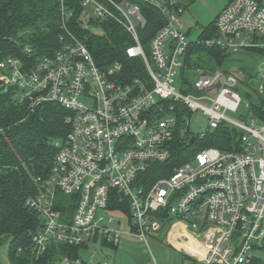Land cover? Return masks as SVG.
<instances>
[{"label": "built area", "instance_id": "built-area-1", "mask_svg": "<svg viewBox=\"0 0 264 264\" xmlns=\"http://www.w3.org/2000/svg\"><path fill=\"white\" fill-rule=\"evenodd\" d=\"M80 1L84 26L92 17L111 18L131 35L134 43L127 54L142 57L152 86L140 78L121 79V62L98 66L68 29L73 10L64 0L59 4L63 43L52 55L0 61V87L12 89L30 112L48 102L69 112L70 131L55 142L50 173L36 178L38 191L27 199L42 219L31 252L42 256L52 243L120 248L128 234L152 253L153 242H161L158 235L170 225L169 235L184 243L183 251L192 254L195 264H254L256 253H264V104L256 114L246 102L248 111L240 120L226 115L239 112L244 102L237 90L241 70L198 69L190 92L183 79L176 84L192 44L179 23L184 11L179 0H140L166 19L151 40L150 55L139 38L146 19L138 0ZM215 25L219 35L198 45L230 52L264 48V0L230 1ZM260 73L264 79V68ZM178 104L186 108L184 115ZM198 110L208 116L209 131L222 123L238 128L239 148L204 147L149 184L146 172L171 158L176 135L189 143L207 134L192 135L188 127L187 114ZM116 194L130 210L126 230L115 215L125 212L109 209ZM49 264L111 263L96 252L85 260L60 251Z\"/></svg>", "mask_w": 264, "mask_h": 264}, {"label": "trees", "instance_id": "trees-1", "mask_svg": "<svg viewBox=\"0 0 264 264\" xmlns=\"http://www.w3.org/2000/svg\"><path fill=\"white\" fill-rule=\"evenodd\" d=\"M64 1L68 9L73 10L72 16L67 19L68 29L86 44L98 66L121 62V79L130 82L140 78L148 87L152 86L142 57L128 56L126 49L134 40L120 24L111 18L92 17L86 27L81 19L84 10L81 1ZM138 2L146 19L145 26L139 30V38L146 54L150 55L151 40L165 25L166 19L155 6L140 0ZM179 2L185 9L182 1ZM59 4L60 0H0V61L7 56L34 60L39 56L52 55L63 43L60 39L64 31L60 27ZM215 21L216 18L201 37L219 35ZM90 26L96 27V31ZM192 46H189L185 59L190 68L204 69L205 72L216 69L233 71L229 66L230 51L198 44L196 49ZM193 50L198 55L196 60H191L190 52ZM183 81L190 90L192 81L185 76ZM237 90L242 96H248L238 87ZM263 104L264 100L260 104L251 102L250 110L259 114ZM177 107L184 115L186 108L179 104ZM68 114L65 108L54 102L43 103L30 112L26 104L18 102L12 89L0 87V246L6 238L9 239L8 258L11 264H49L60 251L72 257L81 254L80 246L56 243L50 244L42 256L31 252L33 236L40 229L42 219L28 206L27 199L38 191L36 178L46 177L50 173L57 151L55 142L70 131L66 120ZM240 136L238 128L226 123L207 132L204 138L189 143L176 135L171 145V158L152 164L145 178L150 184L159 177L170 175L204 147L214 146L224 151L238 149ZM114 199L116 201L109 209L120 208L130 216L126 202L120 201L117 194ZM253 263L261 264L259 258L254 259Z\"/></svg>", "mask_w": 264, "mask_h": 264}, {"label": "rangeland", "instance_id": "rangeland-1", "mask_svg": "<svg viewBox=\"0 0 264 264\" xmlns=\"http://www.w3.org/2000/svg\"><path fill=\"white\" fill-rule=\"evenodd\" d=\"M186 6L183 13L179 16V23L182 29L187 34L188 39L192 42V48L196 49L195 44L198 40L204 39L201 37L206 28L215 20L217 14L225 7L228 0H180ZM205 54V53H204ZM203 54V55H204ZM202 55V56H203ZM191 60L197 59V52L195 50L190 52ZM229 63L233 71L241 70L239 75L240 83L238 88L243 92H247L248 96L244 97V102L239 112L226 111V115L233 120H240V114H246V102H255L260 104L264 100V79L261 76L260 69L264 68V48L250 49L245 48L239 51H232L230 53ZM203 64V63H202ZM204 70V69H203ZM198 74V69L190 68L186 65L182 73L177 77V85L185 76L186 79L194 81ZM190 92V90H186ZM215 92H210L209 95H214ZM248 119V118H247ZM188 127L192 135L199 136L203 132L209 131V118L201 110L189 112L186 117ZM123 221L122 230H126L127 215L122 213L115 214ZM125 222V223H124ZM179 224L174 226L173 231L179 228ZM170 225L165 226L162 232L158 235L161 242L155 241L152 244V253L147 250L140 242H130L125 237L122 239V246H128L127 249L133 251H117L112 246H104L103 250L98 247V244L91 243L88 248L81 249V257L85 260L91 259V253L96 252L97 258H105L111 264H194L192 261V254L183 251V242H174V234L170 233ZM9 239L6 238L0 246V264H11L8 258ZM132 246H130L131 244ZM140 245V246H138ZM259 256L261 264H264V253ZM115 259V260H114ZM114 260V261H113ZM153 262V263H152ZM139 263V264H141Z\"/></svg>", "mask_w": 264, "mask_h": 264}, {"label": "crops", "instance_id": "crops-1", "mask_svg": "<svg viewBox=\"0 0 264 264\" xmlns=\"http://www.w3.org/2000/svg\"><path fill=\"white\" fill-rule=\"evenodd\" d=\"M125 238H126L127 240H129L130 242H139V241H137L136 239L132 238V237H131L130 235H128V234H125ZM139 243H140V242H139ZM130 244H131V243H130ZM130 246H132V244H131ZM138 246H140V245H138ZM113 248L115 249V253H116L117 251L121 252L122 250H123V251H128V250H129L130 252L133 251L132 249H127V248H129V247H128V246H127V247H126V246L124 247V245H123V246L121 245L120 248H115V247H113ZM114 260H115V259H114ZM114 260H113V261H114ZM134 262H138V264L141 263L140 261H136V260H135ZM152 263H153V262H152ZM193 263H194V262H193ZM141 264H142V263H141ZM155 264H157V263H156V260H155ZM194 264H195V263H194Z\"/></svg>", "mask_w": 264, "mask_h": 264}, {"label": "water", "instance_id": "water-1", "mask_svg": "<svg viewBox=\"0 0 264 264\" xmlns=\"http://www.w3.org/2000/svg\"><path fill=\"white\" fill-rule=\"evenodd\" d=\"M195 140V137H193L192 139H191V141H194Z\"/></svg>", "mask_w": 264, "mask_h": 264}]
</instances>
